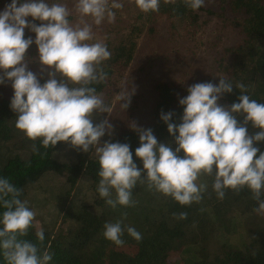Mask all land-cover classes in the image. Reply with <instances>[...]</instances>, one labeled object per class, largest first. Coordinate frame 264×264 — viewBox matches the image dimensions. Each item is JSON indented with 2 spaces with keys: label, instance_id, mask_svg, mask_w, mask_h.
<instances>
[{
  "label": "clouds",
  "instance_id": "obj_1",
  "mask_svg": "<svg viewBox=\"0 0 264 264\" xmlns=\"http://www.w3.org/2000/svg\"><path fill=\"white\" fill-rule=\"evenodd\" d=\"M142 12H158L160 0H128ZM195 11L205 6V0H184ZM124 0H11L0 12V83L11 82L13 97L10 107L16 113L15 128L30 141L41 142L44 148L67 142L81 152L94 151L99 165L97 192L111 208L134 207L133 189L138 183L172 198L180 205L199 203L208 190L202 176L212 177V190L223 199L227 190L238 194L247 188L258 202L255 212L264 214V152L254 145L264 142V103L251 99L243 83L238 102L222 106L218 100L231 93L233 84L220 78L218 85L196 83L187 88V96L179 100L183 107L181 123H169L173 113L161 114L170 136H174L175 151L158 143L151 129L143 130L135 123L129 127L139 134L140 146L135 156L142 169L133 162L127 143H100L113 126L108 119L93 123V114H109L112 108L97 93L95 85L106 81L104 62L111 58L104 39H98L93 25L113 23L116 10ZM75 14V25L69 17ZM27 17L39 21L29 23ZM86 18L91 19L88 23ZM27 28L35 34L25 39ZM35 43L41 70H47V80L41 84L37 75L28 70L26 50ZM135 88H121L115 95L124 112L131 103ZM243 117L239 122L237 117ZM259 129L249 135L247 125ZM33 151H38L35 143ZM183 153V156L178 155ZM22 189L7 178H0V255L5 264H49L52 253L41 252L37 244L22 239L32 227L36 212L26 200L20 199ZM124 213L116 222L103 225V237L116 246H123ZM176 215V214H174ZM178 219H186L180 213ZM127 234L139 241L141 234L133 227ZM41 243L43 229L37 233Z\"/></svg>",
  "mask_w": 264,
  "mask_h": 264
},
{
  "label": "trees",
  "instance_id": "obj_2",
  "mask_svg": "<svg viewBox=\"0 0 264 264\" xmlns=\"http://www.w3.org/2000/svg\"><path fill=\"white\" fill-rule=\"evenodd\" d=\"M63 2L72 6V0ZM10 3L11 0H0V12ZM117 14L137 16L126 26L128 33L125 39L118 42L112 39L105 41L112 53L111 58L104 62L107 79L95 85L97 93L103 96H111L117 78L134 59L137 40L142 34L153 39L160 34L159 27L165 26L168 32L182 27L194 35L202 27L207 29L216 18L219 23L214 35L226 40L232 37L231 43L224 45L219 54L214 53L211 63L198 77L192 80H162L154 84L146 96V105L149 107L147 121L140 122L136 119L134 113L139 106L122 111L124 120L112 142L127 143L138 168L142 169V162L135 156V150L140 146L139 134L129 124L134 122L139 129H151L158 143L169 145L175 151V137L169 135L161 114L173 113L169 123L179 125L183 116L179 100L187 96L188 87L196 83L218 85L220 78H223L231 82L234 88L231 93L221 96L218 100L220 105L230 106L238 102L240 90L235 88L238 82L246 86L251 99L264 103V0H213L208 8L203 6L195 11L189 9L184 0H160L159 11L148 13L124 0V7L116 10ZM26 19L29 23H40L33 21L31 17ZM78 19L75 14L69 17L74 25ZM116 21H105V35L109 34L111 27L114 28ZM202 34L205 35L204 32ZM29 37L35 40V34L25 28L24 38ZM215 37L206 35L204 38L211 41ZM210 49L211 47L204 48L202 51L205 58L212 52H208ZM25 57L28 70L37 75L41 84L45 83L48 78L47 70H41L35 43L26 50ZM3 75L0 72V77ZM13 95L10 81L0 83V178L9 179L23 190L20 199L26 200L30 209L29 192L36 188L47 173L67 174L71 188L79 181L96 185L99 179L97 160L74 162L67 157L61 158L57 156V152L63 142H58L53 148H44L39 140L30 141L15 128L16 113L10 107ZM237 119L239 122L243 121L241 116ZM247 128L249 135H255L259 131L250 123ZM33 143L38 151H33ZM254 146L264 152V142ZM178 155L183 156V153ZM201 181H207L209 187L199 203L183 206L168 197L158 211L152 208L144 217L142 215L146 212V207L141 208L136 215L127 212L126 219L122 221V227L125 228L123 246L114 245L102 235L106 222L121 219L102 198H93L88 203L81 202L74 209L70 205L63 216L66 226L56 232L43 229L42 243L37 239L36 233L39 230L34 221L27 236L22 239L37 244L41 252L52 253L49 264H170L169 254L181 245H184L181 264H264L252 256L255 244L243 239L248 227L252 225V213H255V206L250 207L247 203V195L241 191L236 194L227 190L225 197L219 199L211 187L212 177L202 176ZM140 186L142 184L138 183L135 188ZM96 195L99 196L98 193ZM3 211L0 207V215ZM182 212L187 213L186 219L177 218ZM127 227L135 228L142 239L137 241L130 237ZM0 264H5L2 255Z\"/></svg>",
  "mask_w": 264,
  "mask_h": 264
},
{
  "label": "rangeland",
  "instance_id": "obj_3",
  "mask_svg": "<svg viewBox=\"0 0 264 264\" xmlns=\"http://www.w3.org/2000/svg\"><path fill=\"white\" fill-rule=\"evenodd\" d=\"M212 2L213 0H205L204 7L208 8ZM136 16L134 14H130L129 16L117 14V21L114 23V28L111 27L109 34H104L105 22L100 26L93 25V32L98 39L106 37V40L112 39L118 42L125 39L128 33L126 26L130 25L131 19L133 21L136 19ZM86 20L88 23H91L90 18H86ZM78 22L79 19L76 23ZM218 23L219 20L214 18L207 29L202 27L199 33H195L194 35L188 30L185 31L182 27L168 32L165 26L159 27L160 34L153 39H149L144 34L140 35L137 40V52L133 61L130 62L122 75L117 78L116 85L112 88L111 96H103L105 103L112 108V111L109 114L102 113L99 116L95 113L93 114L94 124L108 119L113 126L111 136L106 134L102 137L100 140L101 144L105 141L112 142L124 120L119 102L115 97L120 92V89L130 88L131 86L135 88L129 108L139 106L140 108H137L134 113L136 119L140 122L147 121L149 107L146 105V96L149 95V91H151V87L154 84L162 80L175 78L192 80L194 77H198L209 66L214 53L219 54L224 45L231 43L232 37L226 40L224 37L214 35V30ZM203 32L205 35L202 34ZM206 35L211 36V38L216 36L215 41H206L204 38ZM209 47L211 49L208 52H212L205 58L202 51L204 48L207 49ZM57 156L70 158L74 162L97 160L94 151H91V149L88 153H84L67 142L62 143ZM68 180L67 174L50 172L42 178L35 189L29 192V202L32 207L31 210L36 212L34 223L38 230L58 231L63 226H66L63 223V216L70 205H73L74 209L81 202L88 203L93 198L100 199L96 195L98 193L97 186L99 179L96 185H93L91 182L79 181L74 188L69 186ZM241 192L247 195L246 200L250 207L255 206L254 209L258 207V202L252 198V194L247 188L242 189ZM167 198L155 191H149L146 184H142L139 188L133 189V199L136 201L134 207L117 206L111 210L122 217L127 212L136 215L140 212L141 208L146 207V212L142 215L144 217L148 211H152V208L154 211H158ZM254 209L253 212H255ZM252 214L254 216L252 225L248 227V231L245 232V236L243 235V239L255 244L252 256L258 262L264 263V214L256 212ZM183 248L184 245H181L177 250L169 254L168 261L170 264H181V252Z\"/></svg>",
  "mask_w": 264,
  "mask_h": 264
}]
</instances>
